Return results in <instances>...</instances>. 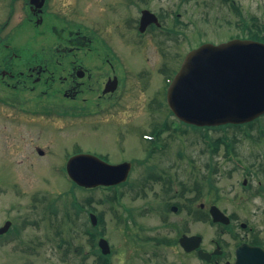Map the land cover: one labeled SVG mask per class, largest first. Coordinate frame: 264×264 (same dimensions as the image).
Instances as JSON below:
<instances>
[{
  "label": "flooded vegetation",
  "instance_id": "1",
  "mask_svg": "<svg viewBox=\"0 0 264 264\" xmlns=\"http://www.w3.org/2000/svg\"><path fill=\"white\" fill-rule=\"evenodd\" d=\"M236 39L264 43L263 5L247 0H0V194L17 202L0 222V246L17 243L16 251L24 254L25 243H36L25 242L26 232L42 226L50 231L56 221L72 220L69 160L81 153L105 159L65 148L52 163L59 148L56 134L68 138L73 128L54 127L55 120L108 116L92 123L95 130L104 124L117 127L132 115L174 117L167 90L187 54L207 43ZM129 58L147 66H134ZM149 76L164 82L149 90ZM138 94L145 99L139 113L131 106ZM169 122L140 135L144 155L117 162H131L132 172L135 165L144 169L128 191L123 184L98 188L106 195L101 202H111L123 235L119 250L128 251L127 264H248L246 252L238 250L263 244L249 221L218 202V194H232L215 187L216 128L169 127ZM40 175L49 176V183L65 180L70 187L54 196L18 183ZM125 191L130 200L144 203H124ZM88 203L87 198L83 205ZM83 205L78 211L90 215ZM216 209L227 219L215 221ZM96 215L100 226L105 218ZM104 233L98 232V242ZM112 247L108 255L100 250L97 264H112Z\"/></svg>",
  "mask_w": 264,
  "mask_h": 264
},
{
  "label": "rangeland",
  "instance_id": "2",
  "mask_svg": "<svg viewBox=\"0 0 264 264\" xmlns=\"http://www.w3.org/2000/svg\"><path fill=\"white\" fill-rule=\"evenodd\" d=\"M254 3V5L261 4L263 5L264 10V0H247ZM40 39V43H43ZM188 50V47L185 46V51ZM125 63H128V58H126ZM130 64L134 66H147L146 63L143 64V61H137V59L129 58ZM149 81V90H157V88L164 82L161 77L157 78L155 81H152V77H148ZM145 99L143 95H137L134 98L131 106L136 107V110L142 112L144 110ZM164 114H157L156 116L149 115L143 116L132 115L130 120L126 123H121L117 127L113 125H102L96 127L93 130L91 127L92 123L97 122L101 123L102 119L106 120V117L94 118H73L72 121L68 120H55L54 127H73L72 133L68 135V138L57 135L58 147L57 151L54 150V155L56 158H52V163H58L60 159V153L64 152L65 148H68V152L74 154L76 152H91L99 155L100 157L105 158L107 162L111 164H116L124 159H136L140 158L141 155L146 153V143L141 140L140 135L144 132H155L161 130L166 126V121H170L168 124L172 123V127H180V123H177L175 117L168 118L163 117ZM120 120L123 118V115L120 117L117 116ZM90 123V124H87ZM264 124V117L262 118L261 127ZM87 124V125H84ZM171 126V125H170ZM183 127V126H182ZM185 127V126H184ZM258 125L252 127L251 137H248L245 134V131H242L238 128H227L226 130H216L212 135L219 139L222 136H227L223 141L228 145L229 138H237L232 145L234 153L237 152V158L241 161L242 165L247 167V170L237 169L235 165L228 162L226 159V153L228 152L224 148L225 146H220L216 155V165H217V175H216V185L217 190H221V193H231L232 196L222 197L218 194V202L222 206L228 209V206H232L233 213L237 214L241 220L249 221L255 228L258 230V240L263 243L264 247V137L258 131ZM264 129V128H263ZM116 133V135H115ZM118 134V135H117ZM262 136V137H261ZM184 139H195L193 136L189 138L187 136ZM4 145V141L0 142V146ZM57 147V146H56ZM55 147V148H56ZM198 150V149H197ZM231 151V153H233ZM62 152V153H63ZM144 169L135 165L133 172L130 175L129 184L124 186L123 190L129 189L133 181H136L139 176L143 173ZM8 177L10 175L8 174ZM47 179L42 177H25L19 179L18 183L23 185L25 190L40 189L41 192L48 191L52 195H59L62 188H69L70 184L65 180L51 179V183ZM247 179L248 186H250L251 192L245 191L243 188V181ZM55 181V182H53ZM39 182V187L37 183ZM132 182V183H131ZM3 187V185H0ZM125 191L127 194L126 198L123 200L124 203L130 204L139 203L143 204L144 201H138L136 199H131L132 196L129 192ZM77 200L84 203V200L91 197L92 201L90 204H84L85 208L89 210H94V213H103L105 218L104 223L100 226H97L96 229H91L92 225L89 220V215L86 213H80L76 217V225H71V227L65 225H53L51 230H47L42 226L39 232H34L29 230L25 233L24 240L25 242L34 241L36 242V250L34 254H23L17 252L16 249L20 246L17 243H9L5 247L0 246V264H96L94 259L95 255H91L94 247L92 238L84 232L87 229H91L93 233H98L100 230L105 232V238L111 243L112 246H115V252L110 261L112 264H127L128 262V251L119 250V246L122 244L123 235L117 230L116 224L114 223L113 214L110 210L113 208L110 206V203L101 202L104 197H106L105 192L101 190H92V191H82L76 190ZM219 193V191H217ZM0 194V222L4 220L6 212L8 211L9 206L17 204L16 199H12L10 195L5 193ZM110 196V195H109ZM130 197V198H129ZM239 197H242L241 200H238ZM228 198L230 201H228ZM60 232L61 238L57 236V232ZM69 242L66 244V242ZM78 246L83 247L81 252L78 249ZM113 248V247H112ZM117 249L119 251H117ZM91 255V257H90ZM85 256H89L87 259Z\"/></svg>",
  "mask_w": 264,
  "mask_h": 264
},
{
  "label": "water",
  "instance_id": "3",
  "mask_svg": "<svg viewBox=\"0 0 264 264\" xmlns=\"http://www.w3.org/2000/svg\"><path fill=\"white\" fill-rule=\"evenodd\" d=\"M168 103L181 121L199 127L241 125L263 116L264 44L233 40L191 51L170 86ZM131 167L128 162L108 164L90 154L72 157L67 166L72 180L85 188L125 182ZM213 216L216 221L225 219L218 209ZM91 219L96 225V216ZM99 245L104 254L110 253L105 239ZM239 252H246L248 264H264L262 248L242 247Z\"/></svg>",
  "mask_w": 264,
  "mask_h": 264
},
{
  "label": "trees",
  "instance_id": "4",
  "mask_svg": "<svg viewBox=\"0 0 264 264\" xmlns=\"http://www.w3.org/2000/svg\"><path fill=\"white\" fill-rule=\"evenodd\" d=\"M224 127H254V123H251V124H247V125H243V126H233V125H227V126H224ZM90 233V231H88ZM66 244H68L69 242L65 241ZM93 247H94V250L92 252V254H96V256H98L97 254V249H96V244L94 245L93 244ZM78 249L81 250V252L83 251V247L82 246H78ZM87 256H85L86 258ZM84 264V263H83Z\"/></svg>",
  "mask_w": 264,
  "mask_h": 264
}]
</instances>
